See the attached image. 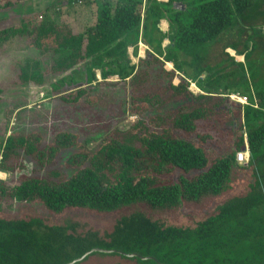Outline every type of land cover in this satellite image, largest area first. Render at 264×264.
<instances>
[{
  "label": "trees",
  "instance_id": "trees-1",
  "mask_svg": "<svg viewBox=\"0 0 264 264\" xmlns=\"http://www.w3.org/2000/svg\"><path fill=\"white\" fill-rule=\"evenodd\" d=\"M1 1L5 10L21 3ZM57 1L77 2L51 0L45 14L0 29V50L16 38L38 54L21 67L24 83L45 85L44 70L62 77L51 84L60 106L28 117L42 127L22 130L20 110L0 142L2 173L33 164L14 186L0 180V264H68L96 248L113 252L85 262L264 264V64L248 62L264 51L253 29L264 25V0H93L97 21L83 31L59 20ZM245 23L244 60L229 56L245 69L230 73L245 92H220L207 47ZM141 43L145 58L131 64ZM128 117L136 121L117 126ZM65 152L73 155L59 169Z\"/></svg>",
  "mask_w": 264,
  "mask_h": 264
},
{
  "label": "rangeland",
  "instance_id": "rangeland-1",
  "mask_svg": "<svg viewBox=\"0 0 264 264\" xmlns=\"http://www.w3.org/2000/svg\"><path fill=\"white\" fill-rule=\"evenodd\" d=\"M11 2L21 3L12 9L5 10L2 9L4 1L0 0V29H3L6 23L16 24L19 22L22 16H26L31 12H33V14H37V12L40 14H45L46 10L50 7L49 3L51 0H11ZM56 4V13H59V20H65L72 23V25L80 31H83L87 27L94 25L97 21L98 8L97 4H95L93 0H77V2L71 6L64 4L63 7H61L62 5L58 1ZM261 24L264 23L260 22V25ZM253 29L255 32H259L264 35V25H262V27L259 26L257 29ZM162 30L164 32L167 31L166 24L162 26ZM251 36H253V32L249 25H246L245 23L242 25V27L230 32L228 35L223 36L216 43L210 44L207 47V50H209L207 64L214 68L216 67V76L222 78L218 79L220 84L216 87L220 92H225V90L232 93L245 92V87L240 86L238 83L239 80L237 79L236 81V78L230 74L235 69H238L236 72H238L239 77L241 75L243 77V71L245 72V69L241 71L243 69L242 65L237 67L233 66L229 60V56H234L237 62H243V56L245 55V51H243L245 49L244 44ZM258 42L260 48L259 50L262 52V50H264L263 41L259 40ZM236 45L238 50L233 49ZM147 50V46L142 43L139 44L137 53L134 48H130L129 56L131 64L137 65L141 58H145ZM255 54L250 60L253 62L250 64V61H248L249 65H251V69H254V67L256 68L257 65L262 66V64H264V51L259 53L257 59ZM29 58L39 59L36 51L29 49L25 42H19L16 38L10 40L0 50V142L4 141L10 134V130L14 125L16 115L20 110L26 109L20 115L22 120L19 125L21 126L22 130L28 131L42 127L41 123L37 124L39 120H36V118H28L31 112H33V114H37L38 111L41 112L42 110L50 111L53 109L55 103L57 104V107L60 106V102L58 101L59 97L53 95L51 84L62 77H53L52 75H47V70H44L45 73L43 74L45 85L43 86L37 85L36 82L24 83V81L21 79V67L24 66L26 60ZM48 67H51V62ZM244 67L246 68V64H244ZM166 68L168 70L174 69V67L171 65H167ZM246 73V85L249 83L250 87H254L252 79L250 78V74L252 72H248L246 69ZM97 76L98 80L101 82L102 79L100 75L98 74ZM206 76L207 75H204L203 79H205ZM108 82H119V79L116 77L111 78ZM176 82L178 81L176 80ZM190 90L196 95L202 94V92L196 88L195 84H191ZM115 94L118 99L125 98L126 96V93L122 92L120 88L116 90ZM29 108H36V110L31 109L29 111ZM9 121L11 123L10 126H8ZM135 121L136 118L128 117L124 122H119L117 126L127 127L129 124ZM56 132L57 131L53 129L48 130L45 133L46 143H51L53 141V137L55 136ZM94 144L95 143L91 144L89 148H92ZM71 155H73V152H65L58 160L57 167L59 169H64L65 163ZM25 166L26 169L21 174H17L14 178H10L9 174H5L0 171V180L8 183L11 186H14L17 184V182H19L20 179L32 174L33 164L29 161H26ZM160 179L161 178H157L158 181ZM169 182L170 180H168V178L164 179V184H169ZM77 219L78 217L74 218L75 221ZM96 223H98L97 225L101 229H109L108 223L98 221H96ZM114 261L115 259L110 257L92 256L88 261H84L80 264H114ZM118 261L120 264H127V261Z\"/></svg>",
  "mask_w": 264,
  "mask_h": 264
},
{
  "label": "built area",
  "instance_id": "built-area-1",
  "mask_svg": "<svg viewBox=\"0 0 264 264\" xmlns=\"http://www.w3.org/2000/svg\"><path fill=\"white\" fill-rule=\"evenodd\" d=\"M159 1H164L167 2L168 0H159ZM231 99L235 102L241 103L243 105H246L248 100L246 98H242L238 95H233L231 96ZM249 158H250V152H249V147L248 145L246 146V151L242 152V153H238L237 155V161L241 164V165H246L249 162Z\"/></svg>",
  "mask_w": 264,
  "mask_h": 264
},
{
  "label": "water",
  "instance_id": "water-1",
  "mask_svg": "<svg viewBox=\"0 0 264 264\" xmlns=\"http://www.w3.org/2000/svg\"><path fill=\"white\" fill-rule=\"evenodd\" d=\"M113 251H108V250H103V249H93L89 252H87L84 256L74 260L73 262L71 263H68V264H76V263H80V262H83L88 256L92 255L93 253H104V254H110L112 253ZM124 254V253H122ZM127 257H130V258H133V257H139L140 259H143V260H147L148 258H143L141 256H139L138 254H130V255H127Z\"/></svg>",
  "mask_w": 264,
  "mask_h": 264
},
{
  "label": "crops",
  "instance_id": "crops-1",
  "mask_svg": "<svg viewBox=\"0 0 264 264\" xmlns=\"http://www.w3.org/2000/svg\"><path fill=\"white\" fill-rule=\"evenodd\" d=\"M196 86V85H195ZM196 88H197V86H196ZM198 89V88H197ZM199 90V89H198Z\"/></svg>",
  "mask_w": 264,
  "mask_h": 264
},
{
  "label": "bare ground",
  "instance_id": "bare-ground-1",
  "mask_svg": "<svg viewBox=\"0 0 264 264\" xmlns=\"http://www.w3.org/2000/svg\"><path fill=\"white\" fill-rule=\"evenodd\" d=\"M170 66V65H169ZM172 66V65H171Z\"/></svg>",
  "mask_w": 264,
  "mask_h": 264
}]
</instances>
